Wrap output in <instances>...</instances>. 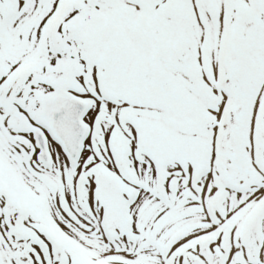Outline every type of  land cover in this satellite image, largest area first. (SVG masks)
I'll return each instance as SVG.
<instances>
[{
	"label": "snow or ice",
	"instance_id": "6c2138e0",
	"mask_svg": "<svg viewBox=\"0 0 264 264\" xmlns=\"http://www.w3.org/2000/svg\"><path fill=\"white\" fill-rule=\"evenodd\" d=\"M0 264H264V0H0Z\"/></svg>",
	"mask_w": 264,
	"mask_h": 264
}]
</instances>
